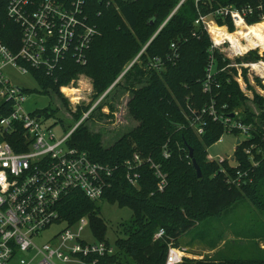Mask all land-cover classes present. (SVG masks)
Wrapping results in <instances>:
<instances>
[{"label":"trees","instance_id":"1","mask_svg":"<svg viewBox=\"0 0 264 264\" xmlns=\"http://www.w3.org/2000/svg\"><path fill=\"white\" fill-rule=\"evenodd\" d=\"M179 1L119 0V10L96 2V9L102 11L99 16L94 14L99 34L87 50L86 63L81 65L68 59L65 69L57 73V82L41 72L36 73L44 93L50 90L59 93L60 85L83 73L92 80L94 99L103 94L122 72L112 88L123 78L129 82L127 86L146 78L141 87L131 89L132 96L126 103L129 113L138 122L133 129L111 145L104 146L100 133L91 132L81 122L68 141L70 146L87 151L93 160L112 164L138 152L142 158L150 157L158 163L166 174V186L157 191V179L147 164L140 168L137 188L127 183L124 169L115 171L111 187L101 199L127 205L132 217L122 224L124 236L116 241L114 253L98 257L97 264H164L167 243L177 241L179 236L189 234L191 230L196 233L194 239H201L205 234L202 226L208 219L232 215L242 204L264 214V112L257 115L261 119L258 122L255 113L246 105L247 97L232 78V73L236 72L234 68L231 72L226 69L217 74L218 87L213 88L217 103L225 104L227 111L238 110L241 121L251 126L250 137L239 143L234 151L239 168L248 173L251 181L235 185L231 182L234 171L228 162L218 163L207 158V147L216 142L223 127L209 120L205 134L197 136L189 124L194 112L209 100L202 92L201 82L206 74L210 39L193 24L197 17L194 0H185L170 15ZM219 5L250 6L252 12L246 16L248 24L264 19V0H203L199 8L207 12ZM2 10L0 7V28L9 24ZM226 21L232 31L233 24L229 19ZM218 23L224 22L219 19ZM0 39L8 43L1 30ZM172 42L176 44L177 55L169 59ZM258 56L252 50L236 60L247 62ZM153 57L162 59L160 69L149 65ZM214 57L217 68L229 63V59L217 51ZM242 74L247 80L245 69ZM255 80L259 82V79ZM253 102L259 108L264 107L263 96L254 93ZM83 109L87 110L88 106ZM53 111L46 108L36 114L50 115ZM73 115L78 121L81 110L78 108ZM189 147L200 167V177L196 176L188 156ZM246 148L250 149L251 159L244 152ZM164 149L168 152L166 158L162 155ZM220 168L225 172H220ZM57 208L58 222L67 226L88 216L94 234L98 240H103L105 225L98 215V208L81 191H71L60 200ZM159 228L164 229V236L154 240L153 234ZM234 231L232 228L233 236ZM239 232L243 233L241 229ZM235 236L240 238L238 243L233 239L232 245H227L225 240L223 248L214 250L218 246L210 242L213 254L198 259L184 256L181 264H264V256L260 255L264 254L261 247L264 245V224L247 238V242H243L245 236Z\"/></svg>","mask_w":264,"mask_h":264},{"label":"built area","instance_id":"2","mask_svg":"<svg viewBox=\"0 0 264 264\" xmlns=\"http://www.w3.org/2000/svg\"><path fill=\"white\" fill-rule=\"evenodd\" d=\"M184 1L180 0L170 15ZM96 2L119 10V0H0L3 15L9 23L0 28L8 40L5 43L0 39V264H6L17 255L19 264H97L98 257L113 254L115 247L105 240H82L83 217L78 219L81 225L76 230L73 229L74 224L66 225L50 241L43 244L35 242L43 230L59 220L57 207L60 200L75 190L81 191L91 201L100 200L111 187L115 171L120 168L125 171L127 183L137 188L141 178L140 168L144 164L157 179V191H162L167 184L166 174L160 165L150 157L142 158L138 152L112 164L93 160L87 151L68 143L75 128L90 116L123 73L92 107L81 110L80 120L60 137L53 131V125H46L40 120L41 114L29 113L23 108L26 89L12 83L6 74L8 69H14L36 79V73L41 72L57 82V73L65 69L68 59L84 65L87 50L99 34L94 14L99 16L102 11L96 9ZM200 2L203 0H194L197 17L193 24L207 33L210 39L206 74L201 82L202 92L209 96V100L194 112L189 124L197 136H203L210 120L223 127V133L216 142L222 140L224 133H230L241 143L250 137L251 126L241 121L238 110L227 111L225 104L217 103L213 88L218 87L216 77L219 72L226 69L231 72L234 68L236 72L232 73V78L242 92L249 84L264 90V50L253 48L239 54L227 40L217 41L212 36L213 30L219 34L224 28L228 33H235L242 26L252 25L246 22V16L252 12L250 6L219 5L203 12L199 8ZM219 19L224 23L219 24ZM227 19L233 24L232 31ZM240 41L246 42L244 37ZM170 47L172 54L169 59H173L177 55L175 42ZM255 49L259 50L258 58L247 62L236 60ZM215 51L228 59L234 58L235 62L217 68ZM149 65L160 69L163 62L161 58L153 57ZM243 69L246 70L247 80L243 77ZM82 80H85L86 87L73 102L63 88L79 90ZM59 89L71 102L72 112H76V106L84 101H87L84 107L88 106L92 87L83 73H78ZM238 144L235 141L234 151ZM244 152L251 159L250 149L246 148ZM162 155L168 157L166 149ZM207 158L214 160L208 153ZM215 161L228 162L234 171L233 184L251 181L248 173L239 168L234 152ZM219 171L224 173L225 169L220 168ZM164 233V229L159 228L153 239H162ZM173 243H167L164 264L182 263L183 253ZM89 257H93L92 260H88Z\"/></svg>","mask_w":264,"mask_h":264},{"label":"rangeland","instance_id":"3","mask_svg":"<svg viewBox=\"0 0 264 264\" xmlns=\"http://www.w3.org/2000/svg\"><path fill=\"white\" fill-rule=\"evenodd\" d=\"M261 48L258 47L259 50L263 51ZM258 49H255V51H258L256 53H259ZM133 61H135V58ZM229 62H235L234 58H229ZM130 65L131 63L126 67H129ZM6 74L11 78L12 83L27 89L26 101L23 104V108L27 112L36 114L39 110L41 112V110L46 108L54 110L50 115L42 113L40 120L46 125H53V131L58 137L65 134L80 120L75 121L73 115L75 112H72V104L60 89H58L59 93L54 92L53 90L44 93L41 83L31 75H22L14 69H8ZM84 77L90 82L92 87L91 78L86 75H84ZM145 79L146 78H143L141 82L136 84L132 82L131 85L127 86L129 82L123 78L120 84L117 87L112 88L111 91H109L97 104L90 113V116L82 121L91 132L100 133V141L104 146L111 145L123 134L127 133L138 124L137 120H135L129 113L126 103L132 96L131 89L141 87L143 85L142 82ZM242 93L247 97V107L255 113L257 121H261L257 115L264 112V107L259 108L253 102V96L254 93H256L259 96L264 97V90H260L258 87L249 84L246 91ZM92 94L93 89H91V97H89L90 101L87 103L88 107H92L99 98H92ZM63 98H65V100H63ZM86 102L87 101H84L80 105H77L76 110L78 108L84 110L83 107L86 105ZM111 107H113V113H111ZM235 141L236 138L232 134L224 133L220 142L212 143L207 148V153L214 160H217L220 156H231L234 152ZM92 202L98 208V215L102 218L105 225L103 240L115 247L116 241L124 236L122 224L128 223L131 220V209L127 205H120L118 202H110L106 199ZM246 202L247 201H243V203ZM83 218L85 219V224L80 231V238L86 242L97 241L98 238L94 234L89 217L83 216ZM205 222V225L202 226L205 229V234L201 239H194L196 233L191 230L189 234L179 236L178 240L173 243L183 253V256L192 258V255H195V258L197 259L202 256L213 254L214 250L223 248L225 240L228 243L227 245H232L233 239L238 243L240 238H236L235 234H238L240 237L245 236V241L243 240V242H247V238L264 224V214L258 210H253L249 205L242 204L239 205L237 211L232 215L219 219H208ZM80 225L81 221L78 220L74 223L73 229ZM65 226L66 224L63 222L57 221L53 223L41 232L40 236L35 239V242L43 244L50 241L53 236L62 231ZM232 228L235 229L234 236ZM240 229L243 233L239 232ZM210 242L212 244L216 243L218 247L211 250L209 246ZM261 247L264 248V245ZM260 255L264 256V254ZM18 260L19 256L17 255L6 264H19ZM66 264L77 263L69 262Z\"/></svg>","mask_w":264,"mask_h":264},{"label":"bare ground","instance_id":"4","mask_svg":"<svg viewBox=\"0 0 264 264\" xmlns=\"http://www.w3.org/2000/svg\"><path fill=\"white\" fill-rule=\"evenodd\" d=\"M214 31L212 36L217 41H221L222 39L227 40L239 54L258 47H262L261 49L264 50V19L247 27L242 26L235 33H228L224 28L220 30L219 34ZM241 37H244L246 42H241ZM80 86L81 89L79 90L64 87L63 91L75 102L79 97L78 95L83 94V89L86 87L85 81H81Z\"/></svg>","mask_w":264,"mask_h":264},{"label":"water","instance_id":"5","mask_svg":"<svg viewBox=\"0 0 264 264\" xmlns=\"http://www.w3.org/2000/svg\"><path fill=\"white\" fill-rule=\"evenodd\" d=\"M238 143H239V139H236V144H238ZM188 156L191 159V163H192L193 168L195 169L196 176L200 177L201 176L200 167L197 164V162L195 161V159L193 158L192 149L190 147L188 148Z\"/></svg>","mask_w":264,"mask_h":264},{"label":"crops","instance_id":"6","mask_svg":"<svg viewBox=\"0 0 264 264\" xmlns=\"http://www.w3.org/2000/svg\"><path fill=\"white\" fill-rule=\"evenodd\" d=\"M188 247H189V246H188ZM192 258H195V255H194V256L192 255ZM197 259H198V258H197Z\"/></svg>","mask_w":264,"mask_h":264}]
</instances>
